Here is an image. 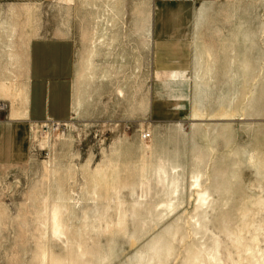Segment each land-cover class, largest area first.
Here are the masks:
<instances>
[{
	"label": "rangeland",
	"instance_id": "374dc122",
	"mask_svg": "<svg viewBox=\"0 0 264 264\" xmlns=\"http://www.w3.org/2000/svg\"><path fill=\"white\" fill-rule=\"evenodd\" d=\"M152 10L0 3V103L20 101L33 38L75 45L71 119L0 167V264H203L215 246L263 264L264 0L200 4L186 76L157 74Z\"/></svg>",
	"mask_w": 264,
	"mask_h": 264
},
{
	"label": "crops",
	"instance_id": "0c3cea01",
	"mask_svg": "<svg viewBox=\"0 0 264 264\" xmlns=\"http://www.w3.org/2000/svg\"><path fill=\"white\" fill-rule=\"evenodd\" d=\"M48 0H0L1 4H42ZM214 0H153L151 42L157 74L188 75L193 62L191 37L197 7ZM75 45L67 38H33L27 47L25 86L20 101L0 114V167L29 159L32 130L47 122L67 123L74 110ZM184 99V98H183ZM153 102L151 116L159 106ZM172 107H176L173 103Z\"/></svg>",
	"mask_w": 264,
	"mask_h": 264
},
{
	"label": "bare ground",
	"instance_id": "6f19581e",
	"mask_svg": "<svg viewBox=\"0 0 264 264\" xmlns=\"http://www.w3.org/2000/svg\"><path fill=\"white\" fill-rule=\"evenodd\" d=\"M14 88V87H13ZM15 89V88H14ZM13 90H11V89H7V88H5V87H2L1 89H0V93H2V94H5V95H10L11 97L13 96V97H16V92H12ZM17 91V90H16ZM18 92V91H17ZM17 95H18V93H17ZM4 97H6V96H4ZM9 97V96H8ZM7 98V97H6ZM9 99V98H8ZM12 99V98H11ZM256 234V233H255ZM255 241V240H254ZM257 241V240H256ZM250 248L248 249L249 251L248 252H246L245 253V255H246V259H250L251 261H253V260H255V258H256V254L255 253H257L258 252V245H257V242L256 243H254V245H250L249 246ZM213 248V247H212ZM237 249V248H236ZM246 251V250H245ZM257 251V252H256ZM259 253V252H258ZM260 253H262V252H260ZM258 255V254H257ZM237 257V256H236ZM235 257V258H236ZM245 257V256H244ZM264 258V257H263ZM207 259H212V262H208L207 261ZM207 259H206V261L203 263V264H242V263H239L240 261H239V259L238 260H235L234 261V258H232V256H227V257H223V255H220V252H219V249H218V247H216L215 246V248H213L212 250H211V253L210 254H208L207 255ZM249 260V261H250ZM202 261V260H201ZM250 261V262H251ZM258 261V260H257ZM255 262V264H259L258 262ZM198 262H200V261H198ZM245 262H247V261H245ZM263 264H264V259H263ZM197 263V262H196ZM196 263H194V264H196ZM250 264V263H249Z\"/></svg>",
	"mask_w": 264,
	"mask_h": 264
},
{
	"label": "built area",
	"instance_id": "2783aa9c",
	"mask_svg": "<svg viewBox=\"0 0 264 264\" xmlns=\"http://www.w3.org/2000/svg\"><path fill=\"white\" fill-rule=\"evenodd\" d=\"M8 109H9L8 104L0 103V114L6 113L8 111ZM41 125H44L45 127L48 128L49 126L54 127V126H58L60 124H56V123H53V122H47V123H44V124H41ZM32 132H33V130H32ZM149 138H150V134H148V133L142 135V139L145 140V141L148 140Z\"/></svg>",
	"mask_w": 264,
	"mask_h": 264
}]
</instances>
